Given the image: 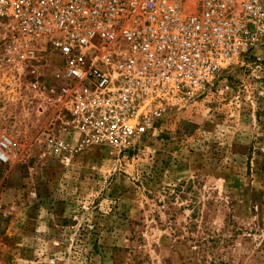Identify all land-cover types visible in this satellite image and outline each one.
<instances>
[{"label": "rangeland", "instance_id": "obj_1", "mask_svg": "<svg viewBox=\"0 0 264 264\" xmlns=\"http://www.w3.org/2000/svg\"><path fill=\"white\" fill-rule=\"evenodd\" d=\"M247 61L135 150L68 166L43 150L53 116L0 81L17 149L0 164V264H264V78Z\"/></svg>", "mask_w": 264, "mask_h": 264}, {"label": "built area", "instance_id": "obj_2", "mask_svg": "<svg viewBox=\"0 0 264 264\" xmlns=\"http://www.w3.org/2000/svg\"><path fill=\"white\" fill-rule=\"evenodd\" d=\"M262 49L264 0H0V81L53 116L42 146L64 166L135 150L247 60L264 78ZM16 157L0 133V164Z\"/></svg>", "mask_w": 264, "mask_h": 264}]
</instances>
